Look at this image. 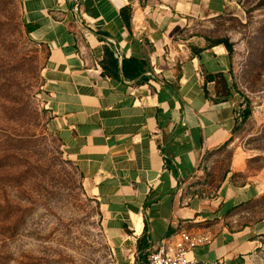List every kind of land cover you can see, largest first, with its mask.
I'll list each match as a JSON object with an SVG mask.
<instances>
[{
  "label": "crops",
  "instance_id": "crops-1",
  "mask_svg": "<svg viewBox=\"0 0 264 264\" xmlns=\"http://www.w3.org/2000/svg\"><path fill=\"white\" fill-rule=\"evenodd\" d=\"M241 0H19L44 53L47 126L99 207L124 264L181 231L199 261L264 264V173L229 144L230 58L199 33ZM82 17V26L77 18ZM255 215V214H254ZM252 217V218H250Z\"/></svg>",
  "mask_w": 264,
  "mask_h": 264
},
{
  "label": "rangeland",
  "instance_id": "rangeland-1",
  "mask_svg": "<svg viewBox=\"0 0 264 264\" xmlns=\"http://www.w3.org/2000/svg\"><path fill=\"white\" fill-rule=\"evenodd\" d=\"M198 32L231 46L238 125L229 144L248 157L245 181L264 173V0H241ZM43 61L19 0H0V264H124L128 252L48 130ZM252 212L264 219V196Z\"/></svg>",
  "mask_w": 264,
  "mask_h": 264
},
{
  "label": "built area",
  "instance_id": "built-area-1",
  "mask_svg": "<svg viewBox=\"0 0 264 264\" xmlns=\"http://www.w3.org/2000/svg\"><path fill=\"white\" fill-rule=\"evenodd\" d=\"M73 12L78 15L79 0H72ZM79 17V16H78ZM77 23L82 26V17L77 18ZM174 246L171 248L160 245L150 252L144 264H227L223 260L212 262L196 260L191 254L193 249L205 241L204 238L181 231L177 234Z\"/></svg>",
  "mask_w": 264,
  "mask_h": 264
},
{
  "label": "trees",
  "instance_id": "trees-1",
  "mask_svg": "<svg viewBox=\"0 0 264 264\" xmlns=\"http://www.w3.org/2000/svg\"><path fill=\"white\" fill-rule=\"evenodd\" d=\"M25 31L28 32V29L26 27H25ZM211 43L222 45L229 55V53L231 51V46L229 45V43L227 41H225V40H214V41H211ZM249 114H250L249 110H245L242 113V119L245 120L249 116Z\"/></svg>",
  "mask_w": 264,
  "mask_h": 264
}]
</instances>
